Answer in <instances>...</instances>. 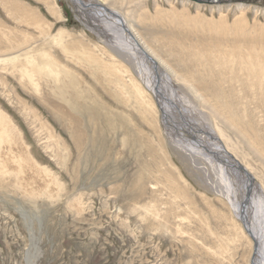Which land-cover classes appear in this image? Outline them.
<instances>
[{
	"label": "rangeland",
	"instance_id": "374dc122",
	"mask_svg": "<svg viewBox=\"0 0 264 264\" xmlns=\"http://www.w3.org/2000/svg\"><path fill=\"white\" fill-rule=\"evenodd\" d=\"M84 1L123 15L264 189V0ZM105 39L68 0H0V111L59 183L32 196L0 173V264H249L210 167L176 145Z\"/></svg>",
	"mask_w": 264,
	"mask_h": 264
},
{
	"label": "bare ground",
	"instance_id": "6f19581e",
	"mask_svg": "<svg viewBox=\"0 0 264 264\" xmlns=\"http://www.w3.org/2000/svg\"><path fill=\"white\" fill-rule=\"evenodd\" d=\"M68 1L86 29L101 39L106 38L105 41L110 47L130 59L138 79L137 81L132 79L131 83L141 97L144 94L151 97L153 107L160 115L163 128L170 137H172L171 133H176L179 138L180 142L176 141V145L180 146L189 157L203 160L210 167L216 181L215 185H219L222 189V195L230 205L232 216L239 223L243 233L249 238L246 232L248 228L249 231L252 229L257 236L261 253L260 264H264V189L249 170V167L227 148L217 131L199 117L190 103L182 101V98L174 90L172 79L162 71L161 63L142 45L119 11L106 8L107 11L104 12L82 6L78 0ZM234 1L247 3L248 0ZM85 3L88 2L85 1ZM89 3L93 5L92 2ZM218 3L220 4L217 5L231 4L229 0H218ZM140 47L150 56L152 63L143 56ZM158 77L161 81H158ZM261 77L264 79V71L261 73ZM159 90H161V97L158 93ZM161 107L168 116L162 115ZM173 114L179 115L183 122L195 130L198 137L192 135L184 127V124L181 125L179 121L175 120ZM14 129L15 126L11 120L0 111V173H15L17 180L20 181V186L29 195H40L43 192L53 193L59 186L58 181L41 176L42 173L47 174L48 172L40 169L27 151L20 148V139L18 140ZM232 159L238 161L248 170L253 181L250 178L247 181L245 177H242L237 163H234ZM245 188L248 189L249 194ZM246 201H248L249 208L246 207L245 211ZM250 241L253 249V242L251 239ZM36 259V256L30 258L29 264H36ZM250 259L249 264L252 263V258ZM252 264L256 263L253 262Z\"/></svg>",
	"mask_w": 264,
	"mask_h": 264
},
{
	"label": "water",
	"instance_id": "95a60500",
	"mask_svg": "<svg viewBox=\"0 0 264 264\" xmlns=\"http://www.w3.org/2000/svg\"><path fill=\"white\" fill-rule=\"evenodd\" d=\"M79 1V4L82 5V6H85L87 8H91V9H94V10H100V11H107V9L105 7H103L100 3H93V5L91 3H85V1H81V0H78ZM193 3H197V4H201V5H209V6H214V5H217V4H220L218 3V0H209V1H204V0H189ZM235 2L234 0H229V3H233ZM73 4H75V2H73ZM85 4H88L87 6ZM141 53L143 54V56L147 59L148 62L152 63V60L150 59V56L140 47L139 48ZM160 77H158V81H161L159 79ZM159 86V85H158ZM159 93V96L161 97V90L158 91ZM161 113L163 116L166 117V115L168 116L167 112L165 111L164 113V110L163 108L161 107ZM174 117L175 120L179 121V123L181 125L184 124V127L192 134V135H195L196 137H198V134L195 132L194 129L190 128L185 122H183V120L179 117V115H172ZM234 161V163H237V166H238V170L239 172L242 174V177L248 181V179H252L251 181H253V177L251 176V174L248 172L247 169H245V167L243 165H241L238 161L232 159ZM247 190V194H249L248 192V189L245 188V191ZM246 207H248V201L245 202V205H244V209L246 211ZM249 208V207H248ZM247 218V217H246ZM246 229V228H245ZM246 232L249 236V238L252 240L253 242V257H252V263H256V264H260L261 262V253H260V244H259V240L257 238V236L255 235V233L253 232V230L251 229V231H249V229L247 228L246 229ZM251 263V264H252Z\"/></svg>",
	"mask_w": 264,
	"mask_h": 264
}]
</instances>
